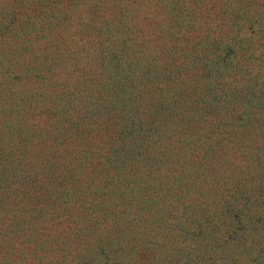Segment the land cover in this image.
Instances as JSON below:
<instances>
[{
  "label": "trees",
  "instance_id": "1",
  "mask_svg": "<svg viewBox=\"0 0 264 264\" xmlns=\"http://www.w3.org/2000/svg\"><path fill=\"white\" fill-rule=\"evenodd\" d=\"M121 3L0 1V264H264V0Z\"/></svg>",
  "mask_w": 264,
  "mask_h": 264
},
{
  "label": "rangeland",
  "instance_id": "2",
  "mask_svg": "<svg viewBox=\"0 0 264 264\" xmlns=\"http://www.w3.org/2000/svg\"><path fill=\"white\" fill-rule=\"evenodd\" d=\"M0 1L5 2V0H0ZM52 1H55V0H36V3L44 4L45 2H52ZM73 1H79V2L83 3L84 7H83L82 10H80L81 11L80 13L83 12L84 14H89L90 15L91 11L88 10L89 5L90 6H92V5L94 6V4L98 5L100 7H103L104 11H106V8L108 6H110V5L118 8V7L122 6L121 5L122 4L121 1H126V3H131L133 0H73ZM143 1H147V0H143ZM32 2L33 1H27L26 4L29 5ZM83 4H82V6H83ZM104 11H102V15H105ZM110 15H111V11L106 16H110ZM43 45L46 46L45 44H43ZM47 49L48 48H46V50Z\"/></svg>",
  "mask_w": 264,
  "mask_h": 264
}]
</instances>
